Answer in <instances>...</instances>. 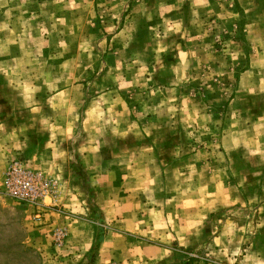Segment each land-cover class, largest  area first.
<instances>
[{
  "label": "rangeland",
  "instance_id": "obj_1",
  "mask_svg": "<svg viewBox=\"0 0 264 264\" xmlns=\"http://www.w3.org/2000/svg\"><path fill=\"white\" fill-rule=\"evenodd\" d=\"M39 101L37 128L12 130ZM15 139L21 150L0 152V264H131L97 251L137 200L195 222L202 245L172 244L166 264H236L264 235V0H0V148ZM93 140L117 172L103 180L114 219L76 150ZM32 142L39 160L69 155L42 174L49 208L3 191L11 160L39 172Z\"/></svg>",
  "mask_w": 264,
  "mask_h": 264
},
{
  "label": "crops",
  "instance_id": "obj_2",
  "mask_svg": "<svg viewBox=\"0 0 264 264\" xmlns=\"http://www.w3.org/2000/svg\"><path fill=\"white\" fill-rule=\"evenodd\" d=\"M41 103L42 101H39V104L30 105L26 108V110L18 113L14 124L11 125L12 130L20 131L21 129H36L37 121H39L38 116H41L39 114L43 113V106ZM25 113L28 114L27 117H23ZM44 117L42 118L44 119ZM72 126L73 125H70L69 127ZM62 127L63 130H67L65 125L59 127L57 125L55 126L56 129H60ZM61 134L64 133L61 132ZM13 135H15V137L20 136V138L23 136L20 134V132L17 134L13 132ZM55 135L57 136L58 132H56ZM94 141L95 140L86 144L81 143L78 147H76V150L80 151L79 160L82 162L87 174L91 177H95L97 182H101V188H99L100 191H96L95 204L101 209V212H103L104 215L108 213L112 217L110 219H114L115 217L113 215L115 211L114 209H110L111 200H108L109 195L103 192L105 191V182L103 180L117 174V172L112 168V160L109 159V157L105 154L100 155L101 153L99 150L101 149L98 147L97 142ZM32 143L33 144L28 147V152H30V160L34 163L33 165L35 169H37L41 174L45 173L51 177L59 176L58 171H60L62 166L66 163L69 155H67L65 151L63 154V151H58L56 156H52V159L39 160V157H37L39 156V153H33V149L36 147L34 144L40 143ZM22 144V140L19 142L17 139H15L11 146H4L3 144V148H0V152L5 153L12 149L21 150ZM40 145L39 151L42 149L44 152H52L54 146L56 148L58 145H60V141H47ZM1 153L0 156H2ZM1 166H3L2 161L0 163V167ZM122 175L123 177H126L123 173L120 176ZM55 198L57 199V195ZM78 204L80 205L81 202H78ZM144 205V201L137 200L136 207L138 209H136L135 212L133 211L128 213L127 215L130 217V219H115L116 221H120V224L118 225L119 229L113 231L109 229L105 237L99 242L97 252L98 259L100 261L105 262L109 259H115V257L117 258L119 256H125L131 259L129 261L131 264H166V262H164L165 260L163 261V259L171 256L172 244L176 243V245L179 247L189 249L197 248L199 245H202L201 243H197L202 239L198 240L197 237H194L196 232L193 231V226L195 225L193 218H191L190 221H184L185 223L183 224H176L169 220H165L164 217L150 216L152 213L151 209H149V207H144ZM110 211L112 212L110 213ZM155 211L158 212L159 210L156 209ZM44 227H47V225ZM72 232L73 229L71 228L70 238L72 236ZM221 235L224 234L221 233ZM224 239L225 240L223 241L219 234L218 236H213L214 241H221V244L226 251L229 250V247L232 245V243H230L231 240L227 239L226 236H224ZM227 253L229 252L227 251ZM225 256L229 257L228 254H225ZM232 260L235 261V258L233 257ZM236 264H264V235L262 237H253V240L250 241L249 250H245L243 253H240V256L236 260Z\"/></svg>",
  "mask_w": 264,
  "mask_h": 264
},
{
  "label": "built area",
  "instance_id": "obj_3",
  "mask_svg": "<svg viewBox=\"0 0 264 264\" xmlns=\"http://www.w3.org/2000/svg\"><path fill=\"white\" fill-rule=\"evenodd\" d=\"M2 186L4 194L8 197L36 208H49L54 198V183L18 159H13L6 165L2 176ZM46 199L48 202L45 201ZM61 236L62 231L54 233L56 240Z\"/></svg>",
  "mask_w": 264,
  "mask_h": 264
}]
</instances>
